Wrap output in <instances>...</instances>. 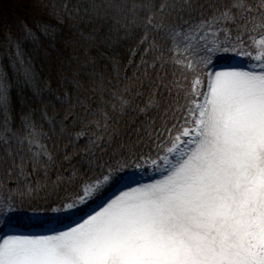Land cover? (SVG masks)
<instances>
[{
  "label": "snow or ice",
  "instance_id": "snow-or-ice-1",
  "mask_svg": "<svg viewBox=\"0 0 264 264\" xmlns=\"http://www.w3.org/2000/svg\"><path fill=\"white\" fill-rule=\"evenodd\" d=\"M37 3L67 30L54 58L62 87H47L54 101L43 103L34 69L25 67L19 78L43 103L49 132L38 131L32 109L14 129L12 83L0 66V226L8 230L0 234V264H264V0H77L71 10ZM36 27L44 36L55 32L45 21ZM23 31L37 42L31 28ZM138 31L131 54L140 55L142 75L134 79L154 90L144 107L132 108L119 66L109 77L99 65ZM157 34L172 45L168 59ZM5 41L15 49L7 53L15 71L25 64L20 42L10 33ZM249 41L261 46L255 55ZM230 54L249 57L250 66L213 67ZM169 64L191 73L187 89L157 71ZM174 91L185 93L179 109ZM154 109L175 120L163 121L166 137L145 119ZM149 168V183L134 179ZM81 170L96 174L85 180ZM113 181L126 190L80 208ZM65 186L74 192L61 198ZM40 209L67 213L56 218L69 221L67 230L9 234L24 219L17 213Z\"/></svg>",
  "mask_w": 264,
  "mask_h": 264
},
{
  "label": "trees",
  "instance_id": "trees-1",
  "mask_svg": "<svg viewBox=\"0 0 264 264\" xmlns=\"http://www.w3.org/2000/svg\"><path fill=\"white\" fill-rule=\"evenodd\" d=\"M51 2L55 3L57 7L63 3H68L69 10H71L72 6L77 3V0H51ZM157 2H159V0H157ZM157 19H160L159 14L157 15ZM39 21H45L50 24L55 29V32L49 36L40 34L36 27L37 22ZM24 25H27L34 32H36L38 37L37 42L34 43L30 38H24ZM0 32L5 34L10 33L14 40H18L20 42L21 59L25 62L23 66H18L17 70L14 71L9 65L7 53H14L15 49H7L5 44L1 42L0 38V50L3 52V54L0 56V66H3L4 70L8 73L12 83L10 92L12 127L14 129L20 128L21 115L32 109V117L36 123L38 131H40L42 134L48 133L49 127L47 123L41 119L40 110L43 107V103H47L48 100L54 101V96L47 91V87H51L54 90L58 87H62L54 72V58L62 50V41L67 34V30L63 25L59 24L54 18L49 16L47 14V10L41 9L37 3V0H0ZM142 34V31H138L133 38L123 39L114 47L109 48L105 52V58L101 59L99 65V67L106 74H108L109 77L117 75V73L112 71V65L117 64L119 66L120 71L118 75L120 87L122 88L127 86L133 89L132 92L127 94V98L131 101L130 107L132 108L137 106L144 107L145 103L147 102L149 92L154 90L148 87H141L140 83L134 79V73L137 75H142V73H137L136 69V65L140 62V55L137 54L136 56H132L131 51L132 49L136 48L139 37ZM156 39L162 44L164 49V58L168 59V57L172 55L169 52V48L172 47V45L163 42L161 36L158 34L156 35ZM248 43L252 45V47L247 49L248 51L256 49L257 44H254L252 41H249ZM181 48H183V45H181ZM159 54L160 53H156V55ZM234 56V54H230L229 59L226 61H230ZM129 60L133 61L131 65H129ZM226 61L215 59L213 64L218 62L223 63ZM29 66L34 69L35 75L37 77V83L42 90L43 103L33 94L32 88L24 84L23 80L19 78V73H22L24 68ZM157 71H160L162 74L163 71H166L168 73L169 79H172L174 74L175 79L180 81L184 88L186 83L184 77L187 76L189 82L192 79L191 73L185 72L182 65L169 64L166 65L164 70L157 69ZM125 75L128 77L127 79H124ZM136 92H142L144 95L137 97L135 95ZM182 93L183 92L176 93L175 91L173 93L172 102L176 104L177 109H179V107L184 104V99H181ZM177 101L178 103H176ZM116 102L118 103V101ZM47 111L49 114H52L53 109L49 107ZM57 111H59V106H57ZM176 116L179 117V111H177ZM96 118L97 117L95 116L89 117L90 120ZM127 118H134V114L129 111ZM145 119H154L156 127H158L160 132L166 137L167 133H164L162 124L166 119L173 120V116L171 114L166 116L163 112V109H154L151 115ZM173 122H175V120H173ZM168 127H171V124H169ZM79 130V128L73 129V131ZM39 139L41 142L48 143L44 139L43 135H41ZM79 143L81 146H83L85 143L84 138H81ZM160 146L163 147L164 145L161 144ZM94 174L96 173L85 172L84 170H81L78 175L83 179L88 180L89 177ZM73 192V188L65 186L57 193V195L63 198L65 196L72 195ZM53 207H58V205H53ZM39 212H42L46 215L52 213V211L46 209H40ZM25 214L27 213H17L16 215L24 216ZM4 229V227L0 226V232Z\"/></svg>",
  "mask_w": 264,
  "mask_h": 264
},
{
  "label": "rangeland",
  "instance_id": "rangeland-1",
  "mask_svg": "<svg viewBox=\"0 0 264 264\" xmlns=\"http://www.w3.org/2000/svg\"><path fill=\"white\" fill-rule=\"evenodd\" d=\"M0 38H1V42H3L4 44L6 43L5 41V33H1L0 32ZM3 54L2 50H0V56ZM0 62H1V58H0ZM251 64V61L250 59H243L240 57H238L233 64H229L230 66H238V67H243V66H250ZM216 70H221L220 67L219 68H216ZM132 175V174H131ZM155 174L153 172L152 169H150V171H143V170H140L138 172L135 173L134 175V179L138 180L140 183H149L150 182V178H154ZM132 186H135V185H132ZM120 187V186H118ZM117 189V188H116ZM113 190L111 193L109 194H106V193H100V195H96L94 196V200H89L87 201V203L85 205H81L80 208H83L85 210H89L90 208L94 207L96 204L100 203L101 200L104 198V196L106 195H111L112 193H116L117 195L119 194V192L117 190ZM120 190H126L125 188L123 187H120ZM73 211H76V210H73ZM67 213H65L64 211H61V212H54L53 214V217L51 218V221L47 222L44 227L45 230L51 228V226H53L57 221H56V218L59 217V218H63ZM81 213L79 211H76V216H79ZM30 218L32 219H35V218H38V219H41L42 218V215L41 214H35V215H30ZM75 218V217H74ZM60 224V223H59ZM66 224H69L66 223ZM65 224V225H66ZM67 230V229H65ZM48 235H52V234H48Z\"/></svg>",
  "mask_w": 264,
  "mask_h": 264
}]
</instances>
